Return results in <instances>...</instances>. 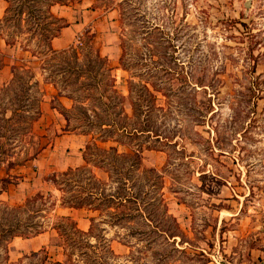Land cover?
<instances>
[{
	"label": "rangeland",
	"instance_id": "rangeland-1",
	"mask_svg": "<svg viewBox=\"0 0 264 264\" xmlns=\"http://www.w3.org/2000/svg\"><path fill=\"white\" fill-rule=\"evenodd\" d=\"M112 1V9L101 0H76L67 6H54L52 12L67 23L59 36L68 42L66 49L78 48L80 61L90 49H97L107 59L114 89L123 96L127 111L130 97H135L143 82L155 83L160 89L151 124L160 138L144 135L132 144L141 147L143 167L162 177L160 193L176 219L179 237L167 240L163 235H151L155 236L152 241L145 233L132 232L144 229L139 228V218L130 224L120 221L113 227L102 223L94 228L93 235L103 234L109 240L117 257L115 264H264V254L257 252L264 253V0ZM119 1L124 26L119 22ZM5 7L0 0V18ZM75 23L81 25L77 31L72 28ZM28 36L25 28L23 37ZM2 41L0 70L6 77L0 80V89L11 80L13 65L27 64L35 67L41 102L39 119L29 133L14 142L12 146L17 148L9 151L16 155L0 166L7 172L13 163L33 155L26 162L25 175L12 179L20 184L19 193L12 192L11 199L1 202L22 206L26 199L44 195L45 202L33 204L21 221L25 227L47 221L48 234L41 238L48 244L50 260L46 264L57 260L67 264L63 242L50 228L59 216L70 215L84 231L89 227L88 218L96 219V223L113 221L106 210L101 215L59 207L60 203L75 201L79 187L74 182L79 180L82 187L87 186L83 180L87 175L78 173L68 179L62 173L85 165L82 152L91 137L80 134V130L72 131L83 123L77 110L72 111L66 125L59 107L71 110L72 101L59 97L58 90L62 95H73L79 88L74 93L79 97L93 89L87 87L92 80H82L83 87L80 82L65 87L67 83H60L62 76L57 74L59 89H55L44 83L43 77L59 69L56 61L51 66L45 62L41 76L39 60L28 63L29 52L17 45L6 48ZM39 45V36L34 35L28 46L37 51ZM110 145L100 146L108 150ZM117 149L129 153L133 148L130 143ZM94 160L99 161L98 155L91 157L88 166L92 167ZM92 171L106 179L98 169L92 167ZM52 176L56 183L45 181ZM141 179L140 197L152 212L149 204L158 196L152 186L156 175L144 174ZM112 192L113 188L106 191ZM152 213L154 223L166 226L164 218ZM20 239L9 242L8 261L0 247V264H39L41 256L31 257L32 250ZM86 251L74 248L71 256L82 259L81 253Z\"/></svg>",
	"mask_w": 264,
	"mask_h": 264
},
{
	"label": "trees",
	"instance_id": "trees-1",
	"mask_svg": "<svg viewBox=\"0 0 264 264\" xmlns=\"http://www.w3.org/2000/svg\"><path fill=\"white\" fill-rule=\"evenodd\" d=\"M3 1L6 3V7L3 17L0 18V40L4 41L5 46L12 48L17 45L21 51L29 52L30 60L27 61L28 63H32L35 59V61L39 60L38 69L42 71L40 72L41 76L44 75L43 72L46 69L44 67L45 62H49L48 66H51L52 61L57 62L59 69L53 70L49 76L43 77L44 83L59 89L56 80L57 74L62 76L60 83H67L65 87L74 86L77 82H80V87H83L84 82L82 80H92V83H89L87 87L93 89L87 90L85 95L79 97L74 95L80 90L79 88L73 90V95L72 93L62 95L61 91L58 90L59 97H67L72 101L71 110L65 109L62 105L59 107V113L64 116L66 125H68L70 116L73 114L72 111L77 110L83 123L73 127L72 131L80 130V134L91 137L82 152L85 165L77 169L69 168L62 173L68 179L74 178L78 173H81L83 177L87 175L83 179L86 181L84 185L87 186L82 187L79 180L74 182L76 187H79L78 196L74 198L75 201H68L67 205L60 203L59 207L70 210L85 209L93 213L98 212L101 215L106 210L109 212V219L111 218L113 221L96 223V219L90 218L89 227L84 231L78 228L72 217L59 216L57 222L52 223L50 228L63 242L64 251L62 255L67 258V264H115L113 259L117 257L109 246V240L103 234L101 237L93 235L94 228L99 227L102 223L113 227L120 221H126L127 224H130L139 218L141 222L139 228L143 227L144 229H132V232L145 233L152 241L157 235H163L167 240L179 237V233L176 232L178 229L176 219L169 214L160 193L162 177L157 175L155 170L143 167L140 155L141 147L139 144H132L144 135L149 137L154 134L156 140L160 138L156 132L151 130L152 115L157 110L156 93L160 92V89L155 83L143 82L139 92L135 93V97H130L131 108L127 111L124 108L123 96L114 89L115 79L106 67L107 59L101 57L97 49H90L85 53L84 64L80 61L78 48L70 47L62 51L53 50L51 41L59 36L60 31L67 27V23L55 16L52 8L57 5L67 6L76 0ZM101 2L112 9L114 1L101 0ZM117 6L120 7L119 22L121 26H124L122 2L119 1ZM25 28L29 32L27 38L23 37ZM34 35L39 36L40 45L37 51L28 46ZM78 40L77 46L79 45L80 48L82 46L81 37ZM123 55L119 59V64H122ZM3 59V55L0 53V69L3 67ZM11 73V80L0 89V166L9 157L16 155L14 152H9L17 148L16 144L12 145L24 134L30 132L32 124L40 116L39 105L41 100L39 96L41 95H38L39 81L36 79L35 67L27 66V64L13 65ZM128 83L129 86L133 84L131 81ZM130 143L133 148L131 152H118V146H126ZM102 144L111 145L108 150H105L100 146ZM95 155H98L99 161L94 160L92 167L106 174V179L99 178L92 171V167L88 166L91 157ZM32 156L27 155L21 161L13 163L14 166L7 167V170L9 171L15 166H23ZM144 174L156 175V181L152 186L157 190L158 196L153 197L154 200L149 205H152V212L158 213L165 219L166 226H162V223L159 222H153L151 219L153 213L144 205V197H140L143 189L141 176ZM45 181L56 183L54 176L46 177ZM111 188H113V192L106 193ZM90 199H94L98 203L93 204V200ZM45 200L44 195L36 194L32 198L26 199L22 206H10L0 202V247H2L7 261V246L10 241L14 238L29 239L45 233L49 229L46 226L47 221L26 227L21 221L24 214L30 213L33 204L44 203ZM151 235L155 236L151 237ZM91 239H94L95 242L91 243ZM74 248H78V250L86 248L87 251L81 253L82 259L72 257ZM39 256H41L39 264H46L50 260L45 248L31 254L33 258ZM52 264H65V262L57 260L53 261Z\"/></svg>",
	"mask_w": 264,
	"mask_h": 264
},
{
	"label": "crops",
	"instance_id": "crops-1",
	"mask_svg": "<svg viewBox=\"0 0 264 264\" xmlns=\"http://www.w3.org/2000/svg\"><path fill=\"white\" fill-rule=\"evenodd\" d=\"M79 24L78 23H75L72 28L73 29H76V31L79 30L81 28L80 27L81 25H79ZM69 28H71V27L69 26ZM64 29L66 30L67 27L66 28H63L62 30H64ZM2 42H3L4 46H5L4 41H2ZM67 44H68V42H66V40L65 41L62 40V37H60V36H58L57 38H54L51 41V46H52V48L54 50L66 49L69 46ZM5 47L6 48H9L7 46H5ZM5 77H6V72L3 71V70H0V80H1V82L2 81H5ZM26 171H28V168H27V164L26 163L23 166H18V167L14 168V169H10L7 172L5 170H0V202H1V200L11 199L13 197L11 195L12 192L13 193H16V192L19 193L18 192V188H20V184H14L12 182V179H14L15 176L16 177H21V176L25 175ZM15 180L17 181L18 179H15ZM68 210L70 212H72V211H74V212L75 211H78V210H70V209H68ZM88 220H89V218H88ZM46 234H48V232L42 233L40 235H37V236L32 237V238H29V239H20V238H16V239H20L23 242H26V243H23L24 247L27 248V249L28 248L31 249L32 250V253H33V252H37L38 250H40L42 248H45L46 250L48 249L47 248V245L48 244L46 243V241H43V239H41ZM257 252L264 254L263 252H261L259 250H257ZM258 253H256L255 257H258L259 256ZM241 264H245V263L242 262ZM247 264H250V262L248 261Z\"/></svg>",
	"mask_w": 264,
	"mask_h": 264
}]
</instances>
